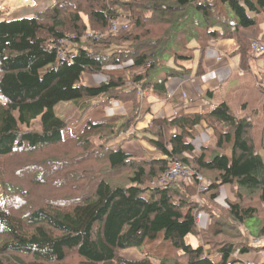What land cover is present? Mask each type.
<instances>
[{
    "label": "trees",
    "instance_id": "16d2710c",
    "mask_svg": "<svg viewBox=\"0 0 264 264\" xmlns=\"http://www.w3.org/2000/svg\"><path fill=\"white\" fill-rule=\"evenodd\" d=\"M258 15L264 0H51L32 17L0 20V264H65L70 257L76 264H238L240 256L264 251L248 240L264 237V157L250 120L227 103L152 120L144 131L157 157L128 154L123 141L109 145L149 112L139 90L166 94L170 78L191 73L195 51L201 75L209 43L234 40L240 69L249 71L258 56L238 32L260 34ZM122 17L131 22L127 35L94 46L81 40ZM125 63L129 80L110 71ZM83 74L107 79L88 87ZM94 98L127 110L87 121L65 141L67 122L54 107ZM37 118L39 130L21 129ZM202 123L213 131L214 146L195 152L190 140ZM173 161L216 193H197V182L151 186ZM225 186L234 199L223 208L216 199ZM197 211L209 217L205 230ZM249 220L256 232H241ZM188 236L199 244H187ZM146 243L139 260L118 255Z\"/></svg>",
    "mask_w": 264,
    "mask_h": 264
},
{
    "label": "crops",
    "instance_id": "0c3cea01",
    "mask_svg": "<svg viewBox=\"0 0 264 264\" xmlns=\"http://www.w3.org/2000/svg\"><path fill=\"white\" fill-rule=\"evenodd\" d=\"M50 5L51 0H41V2L37 4L35 8L27 10L23 13V15L33 16L34 14L44 10ZM256 17L260 23V34H256L252 30H244L245 32H247V34H245L244 31L240 30L238 32V35L242 40H246L249 43L251 42V40H259L264 43V17H261L260 15ZM236 50L237 49L234 40H217L215 42L209 43L202 56L201 75L196 76V71H193V65L191 64L190 67H192V71L189 75L182 78H170L167 81L166 94L160 95L155 92H148L144 97V108H148L149 112L144 113L142 115V118L137 123H135V125L130 126L126 131L129 136H134L133 141H127V138H125V136H127L128 134L124 133L119 135L116 140L111 141L109 145L123 141L122 149L128 154H132L137 158L144 159L145 157H147L146 159L157 157L158 155L154 153L155 151L148 144V139L151 138V136L144 131L145 128L149 127V123L152 120L170 119L175 117L178 113L196 114L200 112L210 111L222 102L227 103L236 117H246L250 120L253 128V137L255 138L256 144L257 134L255 128L263 127L264 129V98L260 100L252 99L251 101L242 100L237 102L236 104L230 98V93L233 91V88L236 87V84L233 83V79L235 78V76H237L236 74H239V76L237 77L242 80L243 83H245L246 80L243 77V74L248 72L241 71L240 56L236 52ZM231 56H238L236 67L230 60ZM116 70H119V68H114V70L110 71L114 72ZM83 77L86 81L85 86L88 87H97L107 79L102 75L83 74L82 78ZM88 105H90L89 110L81 118L80 115L82 111H85V107ZM233 106L236 107L238 113H235L233 111ZM238 107L243 111L242 113H239ZM126 110L127 109L124 108L120 102H107V100L104 98H94L90 100L86 99L80 101L79 103H76L74 112L75 114H77L79 119L77 120V122L75 120H72V122L76 123L74 126H76L78 122H81L82 124L80 128L82 129L87 121H90L92 123H99L104 117L124 115ZM64 121L67 122L66 120ZM212 132L213 131L211 129L206 128L204 123L195 128V130L193 131V140H190L195 147V152H198L202 147L214 146ZM74 135L76 136L78 135V133L76 132V134L74 133ZM261 140H263L260 143V147L262 148V144H264V138H262ZM131 145H134V147L136 146V150L133 149ZM127 149H129L130 151L127 152ZM223 188L224 187H221L220 191H222ZM230 195L231 196L228 197V201L232 202L234 199L232 191L230 192ZM217 199L216 203L219 206L223 208L226 207L225 202L224 204H220L219 202H217ZM196 201L199 204L203 203V201L198 199H196ZM201 213L202 216L197 221V223L200 229L205 230L207 229L210 220L206 213ZM194 241L197 246L199 244V239L195 238ZM262 244L264 245V241H262ZM246 261H249L252 264H263L264 251L249 252L247 255L240 257L238 264H245Z\"/></svg>",
    "mask_w": 264,
    "mask_h": 264
},
{
    "label": "rangeland",
    "instance_id": "374dc122",
    "mask_svg": "<svg viewBox=\"0 0 264 264\" xmlns=\"http://www.w3.org/2000/svg\"><path fill=\"white\" fill-rule=\"evenodd\" d=\"M41 2V0H0V20H13V19H18L20 17H32V15H23L24 12H26L29 9H33L35 8V6L37 4H39ZM261 17H264L263 15H260ZM131 26V25H130ZM130 30V29H129ZM129 30L126 32H120L117 36H115L116 38L122 37L124 35H127L129 33ZM244 31V30H241ZM104 33V31H101ZM245 32V31H244ZM245 34H247V32H245ZM103 41V40H101ZM100 43V42H99ZM85 45L86 46H94L95 43L92 42H88L85 41ZM101 46H103L102 44H100ZM198 58H199V53L198 51L194 52V58L192 61V65H193V71H195L197 64H198ZM230 60L232 61V63L234 64V66H237V62H238V56H231ZM106 70V69H105ZM108 70H106V72H108ZM112 72V71H111ZM116 76H122L125 80H129V74L130 72H132V67H130L129 63H125L123 65L120 66L119 70L114 71ZM120 74V75H119ZM237 76H239V74H236ZM264 75V56H260L254 59H251L250 61V70L247 73L243 74V77L245 78L246 82L243 83L242 80H240L237 76H235V78L233 79V83L236 84V87L233 88V91L230 93V98L232 99V101L236 104L239 101L242 100H248L251 101L252 99H263L264 98V93L262 92V90L260 88H258L256 86V78H258L259 76ZM104 76V75H103ZM105 77V76H104ZM106 78V77H105ZM82 84L86 85V81L84 79V77L82 78L81 81ZM75 102H65V103H59L58 105H56L54 107V113L61 119H64L67 121V129L64 131L65 135V141H69L72 138H70L71 136H74V133L76 134V132L79 134L81 131V122H78L76 126H74L76 123L72 122V120H75L77 122V120L79 119V117L77 116V114H75L74 109H75ZM2 103L0 101V109H1ZM233 111L235 113H238L237 109L235 106H233ZM239 113H242L243 111L239 109ZM87 113V112H85ZM85 114L81 113L80 117L82 118ZM103 116V114H102ZM98 119V118H97ZM41 128V124H40V119L37 118L35 119L33 122H31L29 128H27L25 125L21 126L22 130H27V129H33V130H39ZM256 129V144L258 146V150L261 151V154L264 157V150L260 147V143L262 138H264V129L263 127H257ZM125 134H128L127 132ZM129 136V134L127 136H125V138H127ZM214 140V138H213ZM133 141V140H132ZM215 141V140H214ZM131 147L133 149L136 150V146L134 147V145H131ZM127 152L130 151L129 149L126 150ZM156 155H158L159 153L154 152ZM147 157H145L146 159ZM158 180V179H157ZM156 180V181H157ZM156 181L153 182V184L151 186H153ZM178 184H181L182 186H188L186 184H184L183 182H177ZM205 183L207 185H209L208 182L205 181ZM204 185V184H202ZM221 188L218 189V192L220 191ZM233 191L230 187H224L222 189V191H220V196H218L217 202H219L220 204H224V202L226 203L228 201V197H230V192ZM209 191H207L208 193ZM209 192L206 195H213L215 193H211ZM206 197V196H205ZM3 196L0 190V204L3 203ZM203 211H197L196 213H200L202 216ZM204 213V212H203ZM252 221L249 220V222L245 225V226H241V232H245L246 233V228L248 227L250 230L255 231L257 229H253L252 227H249ZM257 237H254L253 235H251L250 237H248V240L250 243L252 242H256L252 243L251 245H254V247H259V246H264L262 244V241H264V237L261 236L259 237V239H255ZM195 237L193 236H188L186 238V242L188 244H191L193 246H196L195 243ZM262 240V241H261ZM161 242V239L157 240L155 242V245H158ZM150 246V244H145L140 248H131V249H124V250H119L118 251V255L122 258L128 259V260H139L142 257H144V250L146 249V247ZM242 257V256H240ZM237 259H239V257H235ZM77 263V259L70 257L65 264H76ZM245 264H252L249 261H246Z\"/></svg>",
    "mask_w": 264,
    "mask_h": 264
},
{
    "label": "built area",
    "instance_id": "2783aa9c",
    "mask_svg": "<svg viewBox=\"0 0 264 264\" xmlns=\"http://www.w3.org/2000/svg\"><path fill=\"white\" fill-rule=\"evenodd\" d=\"M131 25L130 20L127 18H120L117 20L110 21L107 25V29L103 32L100 30H93L88 31L84 34L81 38L83 42L88 41L92 43H99L104 38L108 37L109 35L117 36L120 32H126L129 30ZM250 51L252 56H258L264 53V44L253 40L250 43ZM65 53L61 51L59 53V57H64ZM256 86L258 88L264 89V75H261L256 80ZM139 88V87H137ZM148 91H140L138 92L140 97L146 96ZM173 182H183L184 184L190 186L194 182H197V193H205L207 192L208 185L205 181L201 178L200 175L196 174L195 172L191 171L188 167L182 165L180 162L173 161L170 163L169 167L165 171V173L158 178L156 183L153 185L155 187H162L167 186ZM204 184V185H202ZM196 220L198 221L201 217L200 213L195 214ZM255 243L256 242H252ZM236 257V254L234 255Z\"/></svg>",
    "mask_w": 264,
    "mask_h": 264
},
{
    "label": "clouds",
    "instance_id": "9594fccd",
    "mask_svg": "<svg viewBox=\"0 0 264 264\" xmlns=\"http://www.w3.org/2000/svg\"><path fill=\"white\" fill-rule=\"evenodd\" d=\"M195 218H196V217H195ZM196 221H197V220H196ZM249 243H250V242H249ZM250 244H252V243H250ZM234 255H235V254H234ZM234 255H233V256H234Z\"/></svg>",
    "mask_w": 264,
    "mask_h": 264
},
{
    "label": "bare ground",
    "instance_id": "6f19581e",
    "mask_svg": "<svg viewBox=\"0 0 264 264\" xmlns=\"http://www.w3.org/2000/svg\"><path fill=\"white\" fill-rule=\"evenodd\" d=\"M209 186V185H208Z\"/></svg>",
    "mask_w": 264,
    "mask_h": 264
}]
</instances>
